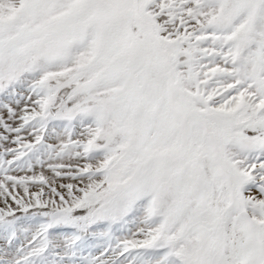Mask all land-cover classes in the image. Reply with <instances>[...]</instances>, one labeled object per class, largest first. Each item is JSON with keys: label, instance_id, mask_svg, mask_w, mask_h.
<instances>
[{"label": "snow or ice", "instance_id": "obj_1", "mask_svg": "<svg viewBox=\"0 0 264 264\" xmlns=\"http://www.w3.org/2000/svg\"><path fill=\"white\" fill-rule=\"evenodd\" d=\"M0 264H264V0H0Z\"/></svg>", "mask_w": 264, "mask_h": 264}]
</instances>
